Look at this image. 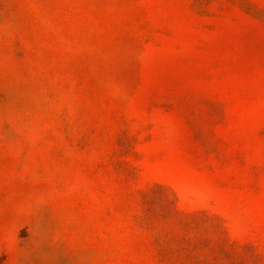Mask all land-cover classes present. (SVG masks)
<instances>
[{"label":"rangeland","instance_id":"obj_1","mask_svg":"<svg viewBox=\"0 0 264 264\" xmlns=\"http://www.w3.org/2000/svg\"><path fill=\"white\" fill-rule=\"evenodd\" d=\"M0 264H264V0H0Z\"/></svg>","mask_w":264,"mask_h":264}]
</instances>
